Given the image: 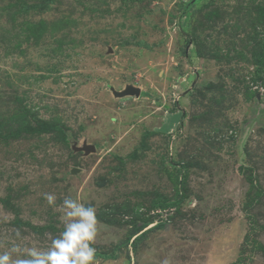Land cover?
Listing matches in <instances>:
<instances>
[{"label": "rangeland", "instance_id": "1", "mask_svg": "<svg viewBox=\"0 0 264 264\" xmlns=\"http://www.w3.org/2000/svg\"><path fill=\"white\" fill-rule=\"evenodd\" d=\"M65 198L95 264H264V0H0V254Z\"/></svg>", "mask_w": 264, "mask_h": 264}, {"label": "clouds", "instance_id": "2", "mask_svg": "<svg viewBox=\"0 0 264 264\" xmlns=\"http://www.w3.org/2000/svg\"><path fill=\"white\" fill-rule=\"evenodd\" d=\"M45 199L53 205L56 197L46 193ZM63 208L64 230L52 239L50 247L41 250L14 246L12 253H17V258L5 252L0 254V264H95L96 249L92 246L97 234L95 208L72 198L64 199Z\"/></svg>", "mask_w": 264, "mask_h": 264}, {"label": "water", "instance_id": "3", "mask_svg": "<svg viewBox=\"0 0 264 264\" xmlns=\"http://www.w3.org/2000/svg\"><path fill=\"white\" fill-rule=\"evenodd\" d=\"M117 96H124V95H135L139 96L141 94V91L138 87H133V86H127L126 89L120 92H114ZM95 147L93 145H89L86 147V150H94Z\"/></svg>", "mask_w": 264, "mask_h": 264}, {"label": "trees", "instance_id": "4", "mask_svg": "<svg viewBox=\"0 0 264 264\" xmlns=\"http://www.w3.org/2000/svg\"><path fill=\"white\" fill-rule=\"evenodd\" d=\"M141 229H143V228H141Z\"/></svg>", "mask_w": 264, "mask_h": 264}]
</instances>
